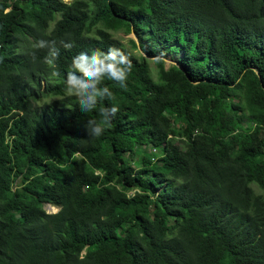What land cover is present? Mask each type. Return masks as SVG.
I'll use <instances>...</instances> for the list:
<instances>
[{"label": "trees", "instance_id": "16d2710c", "mask_svg": "<svg viewBox=\"0 0 264 264\" xmlns=\"http://www.w3.org/2000/svg\"><path fill=\"white\" fill-rule=\"evenodd\" d=\"M110 47L82 112L72 58ZM0 264H264V0H0Z\"/></svg>", "mask_w": 264, "mask_h": 264}, {"label": "clouds", "instance_id": "9594fccd", "mask_svg": "<svg viewBox=\"0 0 264 264\" xmlns=\"http://www.w3.org/2000/svg\"><path fill=\"white\" fill-rule=\"evenodd\" d=\"M59 43L64 49H71L74 46L72 42L63 40ZM56 45L55 40L41 39L36 41L32 48L34 50L46 49L44 63L55 68V62L60 54V49ZM32 55L35 57V52ZM131 68L130 59L118 48L110 47L107 52L95 50L91 54L80 52L72 58L71 70L67 72L64 79L65 91L77 98L82 112L92 111L99 102L110 99L112 96L108 87H98V85L108 79L117 82L122 87L126 86ZM53 75L58 76L59 72L54 71ZM118 111L119 108L115 105L100 108V120L90 119L84 125L88 138L100 137L110 126Z\"/></svg>", "mask_w": 264, "mask_h": 264}, {"label": "rangeland", "instance_id": "374dc122", "mask_svg": "<svg viewBox=\"0 0 264 264\" xmlns=\"http://www.w3.org/2000/svg\"><path fill=\"white\" fill-rule=\"evenodd\" d=\"M64 2H70V1H72V0H63ZM114 37L115 38H117V39H119L123 44H126V45H128V39L129 38H133V39H135L134 38V35L133 34H131V35H124V34H122V33H118V34H115L114 35ZM170 60H168L167 59V61H165L166 62V66H168L169 64H170V62H169ZM153 151H152V149L151 148H147L146 149V153L147 154H151ZM153 154V156H154V158H156L157 156H159V153H152ZM45 210L47 211V213H55V212H57L58 211V208L57 207H53V206H48V205H46L45 206Z\"/></svg>", "mask_w": 264, "mask_h": 264}, {"label": "built area", "instance_id": "2783aa9c", "mask_svg": "<svg viewBox=\"0 0 264 264\" xmlns=\"http://www.w3.org/2000/svg\"><path fill=\"white\" fill-rule=\"evenodd\" d=\"M152 151H153L152 153H154V154H155V153H159L158 149H152ZM152 153H151V154H152Z\"/></svg>", "mask_w": 264, "mask_h": 264}, {"label": "water", "instance_id": "95a60500", "mask_svg": "<svg viewBox=\"0 0 264 264\" xmlns=\"http://www.w3.org/2000/svg\"><path fill=\"white\" fill-rule=\"evenodd\" d=\"M134 38H135V40H136V37L134 36ZM165 61H167L166 59H165ZM170 62V61H169ZM171 63V62H170Z\"/></svg>", "mask_w": 264, "mask_h": 264}]
</instances>
